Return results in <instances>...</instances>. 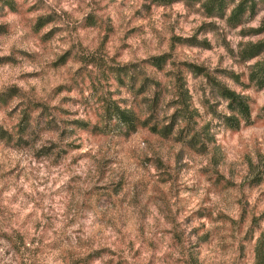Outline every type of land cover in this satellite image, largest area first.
<instances>
[{
    "label": "rangeland",
    "instance_id": "1",
    "mask_svg": "<svg viewBox=\"0 0 264 264\" xmlns=\"http://www.w3.org/2000/svg\"><path fill=\"white\" fill-rule=\"evenodd\" d=\"M257 3L233 27L199 0H0V264L254 263L264 89L239 50L264 39ZM215 80L251 124L224 123ZM112 104L178 121L129 131Z\"/></svg>",
    "mask_w": 264,
    "mask_h": 264
},
{
    "label": "trees",
    "instance_id": "2",
    "mask_svg": "<svg viewBox=\"0 0 264 264\" xmlns=\"http://www.w3.org/2000/svg\"><path fill=\"white\" fill-rule=\"evenodd\" d=\"M158 4L168 5L180 0H151ZM202 7L208 15H218L225 17L228 10L227 22L229 25L236 27L244 24L247 18L253 17L258 10L257 0H199ZM261 29L252 30L251 33L257 34L262 32ZM239 56L243 61L254 60L248 69L245 87H255L258 90L264 89V39L257 42H247L239 50ZM166 60L165 56H156L151 59V64L161 68ZM126 66L121 67L125 70ZM240 81V75L236 76ZM148 79L144 80L147 83ZM143 81V83H144ZM134 83V82H133ZM142 83V84H143ZM218 94L227 101L228 114L223 115L224 123L231 129L237 130L242 124H251L253 122V111L250 97L241 92H237L229 88L226 84L214 81ZM181 85V84H180ZM178 96L185 104L188 101V90L184 86L178 87ZM142 92V91H141ZM159 95V94H158ZM158 95H155L156 101L160 100ZM158 97V98H157ZM153 105H157L155 102ZM112 108L108 109L112 118H117L120 124L127 127L129 131H135L139 127H150L153 132L161 133L164 136L170 135L177 123L173 120L170 124L160 125L158 123L149 124L150 118H142L133 109L122 107L118 104H112ZM264 113V106L262 107ZM27 125H30L29 119ZM197 138L192 137V141ZM198 142V140H197ZM253 264H264V234L258 238L255 246V261Z\"/></svg>",
    "mask_w": 264,
    "mask_h": 264
}]
</instances>
